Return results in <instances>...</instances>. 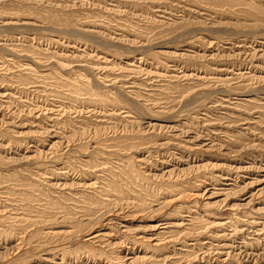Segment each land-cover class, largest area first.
I'll list each match as a JSON object with an SVG mask.
<instances>
[{
    "label": "rangeland",
    "instance_id": "374dc122",
    "mask_svg": "<svg viewBox=\"0 0 264 264\" xmlns=\"http://www.w3.org/2000/svg\"><path fill=\"white\" fill-rule=\"evenodd\" d=\"M0 264H264V0H0Z\"/></svg>",
    "mask_w": 264,
    "mask_h": 264
}]
</instances>
